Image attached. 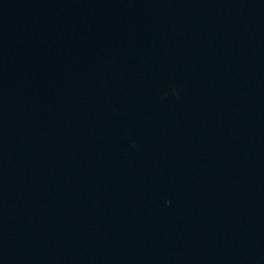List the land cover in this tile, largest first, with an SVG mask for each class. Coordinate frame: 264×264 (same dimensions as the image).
Wrapping results in <instances>:
<instances>
[{"label":"water","instance_id":"water-1","mask_svg":"<svg viewBox=\"0 0 264 264\" xmlns=\"http://www.w3.org/2000/svg\"><path fill=\"white\" fill-rule=\"evenodd\" d=\"M0 264H264V0H0Z\"/></svg>","mask_w":264,"mask_h":264}]
</instances>
